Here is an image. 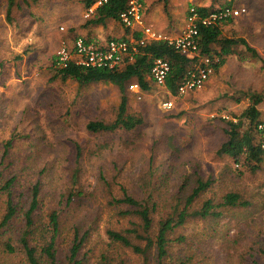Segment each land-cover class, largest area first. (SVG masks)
Masks as SVG:
<instances>
[{"label":"rangeland","instance_id":"obj_1","mask_svg":"<svg viewBox=\"0 0 264 264\" xmlns=\"http://www.w3.org/2000/svg\"><path fill=\"white\" fill-rule=\"evenodd\" d=\"M229 2L246 6L248 12L223 25L224 36L245 38L264 59V0H146L144 20L153 25L149 16L156 9L153 18L159 26H153L175 36L185 28L191 7L220 8ZM51 5L40 21L53 29L64 18L59 17L60 7ZM85 13L83 20L90 21L93 16L88 18ZM62 27L59 32L66 30ZM38 38L30 45L37 50L19 59L18 51H7L0 42V143L15 136L11 155L16 162L13 167L22 173L20 190L41 177L46 206H53L60 191L57 186H64L68 194L81 192L80 205L71 204L69 209L75 208V215L81 216L101 212L103 226L109 208L108 188L98 178L101 172L118 190L120 185L145 189L161 200L176 190L186 174L212 175L215 183L209 194L220 197L241 189L253 197V205L230 210L216 220V233L210 229V219L192 220L180 230L188 236V243L178 246L174 255L190 252L195 256L192 264H249L243 261L241 245L253 242L259 234L257 242L264 246V163L255 174L238 177L240 166L218 150L227 139L226 122L238 121L252 103L251 95L264 93L262 62L229 56L203 88L182 97H171L157 84L139 94L128 88V113L141 115L143 124L132 131L91 134L86 128L89 121L115 118L121 100L118 88L104 82L81 86L70 78L55 79L53 39L46 37L41 42ZM170 98L174 107L168 110L163 103ZM258 108L264 121V101ZM76 145L83 149L79 154ZM4 201L0 193V211ZM248 220L253 221L251 226ZM241 236L246 238L232 247L233 240ZM60 242V252L67 253L68 237L64 235ZM0 264H27L26 256L19 246L11 254L0 247Z\"/></svg>","mask_w":264,"mask_h":264},{"label":"trees","instance_id":"obj_2","mask_svg":"<svg viewBox=\"0 0 264 264\" xmlns=\"http://www.w3.org/2000/svg\"><path fill=\"white\" fill-rule=\"evenodd\" d=\"M127 1L110 0L99 6L90 23H103L108 18L120 21V13L126 9ZM95 2L85 0L84 3L86 8H90ZM232 6L229 2L220 8L194 7L206 15ZM233 20L228 18L212 26H199L201 53L218 58L215 72L227 57L236 54L243 61H261L264 69V59L245 38L224 36L223 25ZM136 36H141V33H136ZM240 46L244 47L241 51L238 49ZM158 58L166 59L171 65L165 85L174 95L187 76L191 59L162 40L140 46L132 61L127 60L114 69L87 68L75 63L60 67L53 62L56 70L54 78H70L81 86L96 82L116 86L121 100L115 118L111 121L91 120L86 125L87 131L91 134L132 131L142 125L144 119L141 115L128 113L129 85L135 82L142 91H149L155 84L149 76ZM251 100L252 103L238 121L226 122L227 139L218 150L220 155L240 166L236 174L238 177L246 172L255 174L264 163V129L259 128L264 121L261 120L262 113L258 108L264 101V93L252 94ZM14 141L15 136L0 143V193L5 198L4 209L0 211V247L11 254L16 253L19 246L26 256L27 264H192L195 256L190 252L174 255L175 249L187 244L189 240L185 233L180 232L181 229L192 220L210 219V229L216 233V220L230 210L249 209L253 205V197L248 198L241 189L226 191L220 197L216 193L209 194L215 180L212 175L199 172L184 175L176 190L162 200L144 188V191H140L120 185L118 190L114 187L115 182L107 180L101 172L98 178L102 182L101 186L108 188L109 208L108 219L102 226L101 212L81 216L75 215V208L69 209L71 204L80 205L83 196L81 192L68 194L64 186H57L60 191L53 206H46L42 198L44 181L41 177H36L35 181L24 186L25 190H20L22 185L19 178L22 173L13 167L16 162L11 155ZM76 147L78 154L81 153L83 149L79 145ZM252 222L248 220V226ZM64 235L69 239V250L62 254L59 244ZM259 236L257 234L253 242L241 245L244 262L264 264V246L257 242ZM242 237L234 239L231 246L236 247ZM227 242L229 246L230 242Z\"/></svg>","mask_w":264,"mask_h":264},{"label":"built area","instance_id":"obj_3","mask_svg":"<svg viewBox=\"0 0 264 264\" xmlns=\"http://www.w3.org/2000/svg\"><path fill=\"white\" fill-rule=\"evenodd\" d=\"M110 0H96L86 9L85 16L92 17L99 6L107 4ZM143 0H128L127 7L120 13V22L127 28L135 29L134 34L141 33V36L129 39H109L102 44L89 42L85 37L78 36L72 43L62 40L56 54L57 66L64 67L69 63L87 68H118L125 61H132L138 53L140 46L151 41L162 40L173 46L177 51L195 59L187 73L178 86L177 94L185 95L188 92L196 91L204 87L206 82L215 73V63L218 58L208 54H202L199 47V26H212L224 22L228 18H237L246 12L245 7H225L202 15L195 7H191L187 16L185 28L178 36L171 37L155 30L147 25L144 20ZM61 29L64 30V27ZM171 70L170 63L163 58L155 60L150 78L158 84H164ZM137 83L131 84V90H138ZM165 109H172L174 102L166 100L163 103ZM264 129V124L259 125Z\"/></svg>","mask_w":264,"mask_h":264},{"label":"crops","instance_id":"obj_4","mask_svg":"<svg viewBox=\"0 0 264 264\" xmlns=\"http://www.w3.org/2000/svg\"><path fill=\"white\" fill-rule=\"evenodd\" d=\"M11 1L12 3L10 4V0H0V36H1L0 42L2 44L4 43V45L6 44L5 47L7 51H12V52L18 51L16 54L17 55L16 57L18 59L19 57L22 56L24 57L25 56L24 54L29 53L30 55L32 52H35L37 50L36 47L31 48L30 46L35 41L37 36L39 37L38 40H41V42L45 41L46 37H48V39L49 38L53 39V44H54L53 62H55L56 60L57 50L61 45L60 41L62 38H64L63 40L72 43L76 37L83 36L89 42L102 44L112 38L133 40L134 37H136V34H134L135 29L127 28L120 21L114 19L108 18L103 23H90V21L88 20L84 21L83 15L87 9L84 3L85 0H11ZM51 2L56 4L55 9H58V7H60L59 17L64 18V20L61 19L53 29H50L47 26L45 27V22L40 21L46 18L44 17V14L46 8H48V5L52 6ZM143 5H144L143 6L144 19H145L146 10H147L146 0H143ZM232 5L235 7H240L239 5L238 6L234 4ZM241 7L246 8V6H241ZM189 10L187 11L185 22L187 21ZM246 12H248V9L246 10ZM156 14H158L156 9L150 12L151 16L149 17L152 18V22L153 21L156 22L153 18L154 15L156 16ZM241 16H244V14L240 15L239 17ZM237 18H234V20ZM154 22L153 25L155 24L156 27L159 26L157 25L158 23H154ZM153 25L150 24V26H152L155 30L167 36L175 37L181 34L179 33L175 36H172L167 31H166L167 34L163 33L162 31H159L158 28L154 27ZM62 26H64L66 30L59 32L58 28ZM19 43L20 45H23V47L25 48H21V46L16 45ZM20 53L22 54L19 55ZM6 57L10 59V56H6ZM194 60L195 59H191V64ZM155 84L159 85L160 87H164L167 93L171 97L172 96L182 97L193 92V91L188 92L185 95H179L177 93L171 95V92L166 88L165 83L158 84L155 82ZM130 85H129L130 91L137 94L142 92L141 88H139L138 90H131ZM167 100H173V99L170 98Z\"/></svg>","mask_w":264,"mask_h":264}]
</instances>
